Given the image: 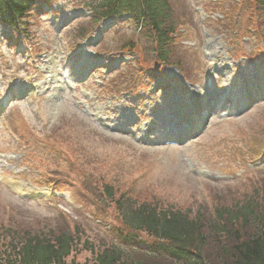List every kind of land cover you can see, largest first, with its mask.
I'll use <instances>...</instances> for the list:
<instances>
[{
	"label": "rangeland",
	"instance_id": "rangeland-1",
	"mask_svg": "<svg viewBox=\"0 0 264 264\" xmlns=\"http://www.w3.org/2000/svg\"><path fill=\"white\" fill-rule=\"evenodd\" d=\"M171 1L174 10L169 15L171 18L175 15L176 23L180 24L182 14H189L184 19L186 30H180L186 50L178 51L175 58L180 57L181 69L195 86H186L174 67L176 64L166 66L162 83L175 81L189 98L195 93H206L207 88L221 92L222 88L231 87V83L259 76L258 72L264 76L260 65L252 61L248 64L241 58L235 60L248 55L258 56L264 62L261 49L264 11L258 6L257 9L254 0ZM50 18H28V29L37 36L29 51L44 56L59 55L75 43L77 29L87 28L88 24L83 20L72 21L56 30L49 24ZM121 29L120 35L106 38L105 44L111 49L129 44L126 41L130 29L126 25ZM11 33L8 26H2L0 40L13 36ZM3 41H0V248L12 238L8 234L11 228L44 233L64 230L72 234L78 229L79 248L86 240L95 251L118 247L114 234L123 225L116 205L101 193L106 186L111 188L115 200L121 195L138 204L187 211L191 217L202 218H210L215 210L233 207L255 190H263L264 97L244 113L222 119L209 117L202 132L180 146L170 143L155 146L129 137L126 131L122 133L127 136L121 135L102 110L105 104L122 98L124 90L141 84L140 77L145 73L137 60L149 65L154 61L142 44L136 47L137 59L124 55L125 60L103 84L104 72H96L74 90V97L72 90L62 87L53 103H49L46 94L20 96L22 100L18 101L13 94L4 93L7 88L11 92L9 87L18 91L37 84L44 76L38 70L45 72L49 61L45 63V59L39 58L32 63L28 51L25 55L28 57L21 59L10 50L12 42L4 45ZM94 80L100 81V88L94 85ZM84 88L89 92L88 98L82 92ZM147 95L139 100L137 115L142 118H138L136 128H144L151 122L143 117L145 114L141 115L143 103L151 101L153 109L161 104L160 93ZM9 97L12 101L7 100ZM159 131L162 130L153 131L151 138L159 139L162 136ZM39 138L45 139L50 147L43 148ZM44 175L59 181L61 189L54 191V186L48 189L52 180L44 179ZM31 187L38 193L69 192L68 202L52 195L47 202L39 197L18 200L22 190L27 188L28 193ZM256 197L264 206V194ZM54 205L56 209L48 207ZM205 252L214 254L213 248ZM132 256L148 261L139 253ZM92 257L81 248L66 261L83 263L92 261ZM153 262L171 264L161 258Z\"/></svg>",
	"mask_w": 264,
	"mask_h": 264
},
{
	"label": "trees",
	"instance_id": "trees-1",
	"mask_svg": "<svg viewBox=\"0 0 264 264\" xmlns=\"http://www.w3.org/2000/svg\"><path fill=\"white\" fill-rule=\"evenodd\" d=\"M31 1L0 0V16L16 24L25 16ZM172 5L171 0H99L98 14L101 17L126 13L138 16L137 21H145L155 35L159 62H171L167 48L171 47L175 26L169 18ZM104 193L121 216L125 229L119 233L121 244L132 246L144 234L152 241V248L159 247L158 253H147L151 256L148 261L129 257L120 247L112 246L95 253L86 240L81 248L92 254V261L67 262L71 254L81 250L79 238L74 234L64 230L44 233L11 228L8 234L12 238L0 248V264H153L157 256L169 258L171 264H264V206L256 197L264 194V188L255 190L233 207L215 210L210 218L191 217L187 211L158 208L148 203L138 204L121 195L115 200L109 186L104 187ZM75 234H80L78 229ZM211 248L214 254L208 255L205 251Z\"/></svg>",
	"mask_w": 264,
	"mask_h": 264
},
{
	"label": "bare ground",
	"instance_id": "bare-ground-1",
	"mask_svg": "<svg viewBox=\"0 0 264 264\" xmlns=\"http://www.w3.org/2000/svg\"><path fill=\"white\" fill-rule=\"evenodd\" d=\"M177 111H179V109H177ZM197 118H198V116H197Z\"/></svg>",
	"mask_w": 264,
	"mask_h": 264
}]
</instances>
